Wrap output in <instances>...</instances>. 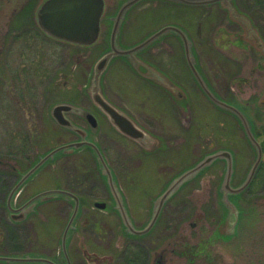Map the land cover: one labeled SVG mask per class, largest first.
Instances as JSON below:
<instances>
[{
	"label": "rangeland",
	"instance_id": "obj_1",
	"mask_svg": "<svg viewBox=\"0 0 264 264\" xmlns=\"http://www.w3.org/2000/svg\"><path fill=\"white\" fill-rule=\"evenodd\" d=\"M45 1L0 0V257H46L66 264L62 238L74 203L66 196H57L53 201L37 203L25 219L9 225L7 177H18L48 151L71 140V135L62 131L52 116L56 105L84 104L88 97L92 101L91 95L97 91L128 117V111L117 106L121 100L137 118L139 114L133 109L138 104L153 106L158 112L154 123L146 127L132 119L146 133L147 150L124 136L112 122L101 128L106 161L119 184L116 195L120 205L109 202L111 198L95 158L81 148L73 156L57 155L43 166L15 202L19 204L58 187L80 192L85 202L67 237L70 264H122V249L133 243L122 235L121 220L125 217L139 230L147 227L159 208L165 185L176 172L185 169L183 174L205 157L233 147L238 160L233 188H239L256 161V150L234 116L216 107L195 83L189 64L185 100L178 97L182 89L171 82L170 86L167 84L174 99H180L178 109L169 103H163V109L156 108L160 98L150 91L145 96L150 97L152 105L144 96L140 97L144 101L141 103L130 90L141 86L133 84L121 69L116 68L107 78L105 73L94 71L104 48V34L95 45L83 48L54 40L41 31L37 12ZM105 1L107 17L120 0ZM242 5L243 2L240 8L236 7L233 0L186 5L181 20V11L171 3L155 1L153 7L137 6L128 16L132 25L126 28L127 41H138L167 24H182L190 60L196 68L199 65L198 72L217 96L233 101L247 113L263 148L261 170L253 186L242 197L230 198L237 215L234 209L229 211L221 204V195L217 194L220 178L219 192L226 174V162L208 166L201 177L186 181L166 200L154 231L137 243L151 261L165 255L168 264H264V21L259 0ZM24 6L27 8L21 11ZM224 9L228 14L222 20L219 11ZM239 18H244V25ZM166 39L176 45V55L182 53L175 38ZM94 133L97 135L98 131ZM24 144L27 147L20 151L12 147L22 148ZM143 150L153 153V159L147 160ZM175 163L180 164L178 169V164L175 169L167 167ZM81 178L91 184L90 190L77 189ZM95 183L99 185L94 187ZM97 201L105 202L107 208L94 207ZM180 252H185L184 257H180ZM191 252L195 253L194 258Z\"/></svg>",
	"mask_w": 264,
	"mask_h": 264
},
{
	"label": "flooded vegetation",
	"instance_id": "obj_2",
	"mask_svg": "<svg viewBox=\"0 0 264 264\" xmlns=\"http://www.w3.org/2000/svg\"><path fill=\"white\" fill-rule=\"evenodd\" d=\"M127 1H129V0H120L118 6L115 9V11L112 14H110L109 16L105 17V14H106V11H107V4H106V1L104 0L105 10H104V14L102 16L101 23H100V28L101 29H100V37H99V39L104 34L105 40L103 42L104 48H103L101 54L99 55V58L101 56H103L104 54L110 52V51H115L114 47H116L117 49H121L123 51H127V50H129L131 48H134V47L140 45L145 40H147L148 37H150L151 35H153L154 33L158 32V31H160L163 28L176 27L180 31L186 33V28L182 24H178L177 25V24L173 23V24H167V25L162 26L161 28L151 32L150 34L146 35V37H143V38H141L138 41L137 40L136 41H134V40H129V41L124 40V36L126 37V32L128 31V29H126L127 26L128 25H130V26L132 25V23L131 24L128 23V20H129L128 16L137 6L142 5L141 7H145L146 5L150 4V6L153 7L155 1H163V2H166V3H171L173 6H175L176 10H178V11L180 10L181 11L180 12L181 20H184L182 18V16L185 15V13H184L185 9L184 8L186 7V4L178 2L177 0H137L128 9V11L125 13L123 20H121V21L118 20L117 21L118 14L120 13L121 9L123 8L124 4ZM222 1L221 2L219 1L220 3L218 2V4H221ZM233 1H234L235 6L239 7V8L241 7V2H243V5H247L249 3V0H233ZM28 3H26V5ZM259 6H260V9H261L262 20L264 21V0H259ZM26 8H27V6L22 7L21 11L25 10ZM241 10H243V9H241ZM219 13L221 14L220 18L223 20L226 17V15L228 14V11L224 9L223 11H219ZM150 16L152 18L154 15H150ZM105 22H106V24H105ZM231 25H233V24H231ZM235 27H237V26L235 25ZM114 30H118L117 33L115 34V39H114V35H113L114 34ZM169 32L170 33H167L166 35H164L160 39H157L154 42L150 43L149 45L143 47L142 49L137 50L135 52L136 55H135L134 61L130 60V55L128 53H124V54L120 53L119 56L114 57L111 60L110 64L108 65V67H107V69L105 71L104 78H107L108 74H111L116 68L121 69L122 72H125V74L128 77L131 78V80L133 81V84L137 83L139 86H141V88L138 89V90L134 89V87H131V89H130L132 92H134L133 94L137 97L136 100H138V99L141 100L140 99L141 96L146 97L145 96L146 92L150 91V92L156 93L159 96V98H160L155 103L156 108H158V107L162 108L164 106L163 103H169L174 108H176L177 106H180L181 105L180 99H179V101L174 99V97L172 96L170 91L167 90V89L170 90V87H168L167 84L169 85V83L171 82V84H175V85H177L179 87V89H182V92L179 90L178 94H180V96L183 97L185 95V92H186V87H185V80H186L185 74H186V69H187L186 66L189 63H188V60H187L186 49H185V45H184V41H183L182 36L178 32L173 31V30H171ZM169 37L170 38H175L177 40L179 51H182L181 54L176 55L177 47H176V45L174 44L173 41H170L169 39H166V38H169ZM80 47L90 48L91 46H80ZM188 66H189L191 74H192V76H193V78L195 80V83H197V85L199 86V84H198V82H197L196 78L194 77V74H193V72L191 70L190 65H188ZM197 68L199 70V65L198 64H197ZM201 75L205 79V76L202 73H201ZM128 88H130V87H128ZM210 88H212V87H210ZM200 89H201V87H200ZM212 91H213V89H212ZM86 95H87V93H86ZM113 96L115 98H117V100H119V97H118V95L115 92L113 93ZM220 98L222 100L228 102V103H233V101L227 100L225 98H222L221 96H220ZM86 99H89V101L84 103V104H81V103H77V104L76 103H70L73 106H75L77 108H80L81 110L76 111L73 108L71 111L66 112L64 114V116L72 123L73 126L77 127V129H69V128L60 126L62 131H66L67 133H69L71 135V140H69L68 142H66V143H64V144H62V145H60L58 147H62V146H65V145H68V144H73V143H79V142L85 143L81 147V149H85L88 153H91L93 155V157L95 158V160H96L95 162L97 164L98 171H99L101 177L105 181L104 185L107 188V191H108V193L110 195V198H111V200L109 202H112V203H114V206H117L118 205V200L115 199V197L113 195V192L111 191V187H110L109 183L107 182V178L102 172V170H103L102 169V165H101V163L99 161L98 154H97V151H96V148H97L99 150V152L104 156V158L105 159L107 158L106 148L103 145L104 131H102L101 128H102L103 124H105L107 122L108 123L112 122V120L109 117V115L102 108H100L99 106H95L96 104L94 105V103L90 100L89 97L86 98ZM144 99H148V102H150L149 101L150 97L147 96ZM142 102H144V101L141 100V103ZM150 104H151V102L149 103V105ZM117 106L119 108L123 109V110H127L128 112L127 111L126 112L128 113L129 117L131 119H133L134 121H136L140 126H144V127H146V125H148L150 123H154V121L156 120V115L158 114V112H156L157 111L156 109L153 110V106H151V108H149L148 106H143L141 104H138L137 105L138 108L136 109L134 107V109H133V111L135 113L139 114L138 115L139 118H137V117H135V115L132 116V112H131L132 110H130L126 106V104H124L122 102V100H121L120 104H118ZM149 109H152V110H149ZM176 109H178V107ZM89 115H92L95 118V120H96V126L97 127L95 128V130L98 131L97 135H96V133H94V127L92 126V123H90V120L88 119ZM153 118L155 120H153ZM135 141L139 142L142 145V146L141 145L140 146L144 150L145 149L147 150L146 147H149L148 144H144L145 138H143V140H141V141L140 140H135ZM92 144L96 148L93 147ZM58 147H56V148H58ZM56 148H54V149H56ZM54 149H52V150H54ZM81 149L80 148L79 149L71 148V149H68L66 151H64V150L60 151L57 155L62 154L61 155L62 157H69V156L75 155L76 152L81 150ZM52 150H50V151H52ZM70 150H72V153H69V154L67 153L66 155H64L65 152H68ZM144 150H143V153H144L145 157L148 158L147 160L153 159V155L154 154L153 153L146 154V152ZM228 150L231 152L233 160H234V173L232 175V180H231V186L233 187V186H235L234 181H235V177H236V166H237L238 160H237L236 151L233 149V147H228ZM50 151H48L46 154H48ZM57 155H56V157H57ZM144 155H142V156H144ZM180 158H178V159H180ZM40 159H41V157L39 158V160ZM184 161H185V159H184ZM48 162H50V161H48ZM176 162L181 163V161L180 162L176 161ZM220 162L225 163L226 161L225 160L224 161L218 160V161H216L214 163V165L217 164V163H220ZM178 163H175L173 166H171V164L167 165V167L169 169L170 168H174L175 169V165H177ZM35 164L31 165L30 169ZM226 164H227V162H226ZM179 166H180V164L177 165V169L179 168ZM15 168L17 169V167H15ZM15 168H13L14 171H16ZM41 170H42V168L38 169L32 176H30L21 185V187L18 189V191L14 194V196L12 198V207L17 209V210H19L17 212L11 211L8 208V204H7L8 203V198H9V195H10L11 191L13 190V188L18 184V182L22 179V177L28 171L23 172L18 177L15 176V178L12 177L13 175H11V174L8 175L7 178L9 180L10 189H9L8 196H7L6 207H7V211L9 212L10 221L9 222L7 221V223L9 225H11V224L12 225H14V224L16 225L17 222H18L16 220L19 219L20 216L22 217L21 214H23L32 204L35 203L37 205V203L40 204L41 202H43V198H39V199L33 201L30 205H27V203L32 198H34L35 196H37L39 194H37V195H35V196H33V197H31V198L19 203V204L15 202V199L17 197L18 198L20 197V193L24 190L25 186H27L28 182L31 179H33L34 176H36ZM111 170H112V175H113V178H114V181H115V185L118 187L119 184H118V182L116 180L113 168H111ZM187 170H188V168L186 169V171ZM183 171H178V172H176L174 174L173 178L170 179L168 181V183L165 185L166 190L171 185V183L180 176V174L182 175ZM206 171L207 170L202 171L196 177H198V178L201 177ZM176 176H178V177H176ZM221 182H222V177L220 178V182L217 185V191H218L217 194H220L218 188L220 187ZM74 184L75 183H73V185ZM76 184L78 185L77 186L78 190L87 191V190H90L92 188L91 184L88 183V182H85L83 180V178H81L80 182H78ZM253 184H254V180H253L251 186H253ZM98 185H99L98 183H95L94 187H96ZM251 186L247 189V191L250 190ZM88 187L90 189H88ZM183 187H185V186H183ZM56 190L68 191V192H70L72 194V196L64 195V194H57V193L49 194L47 196H50L51 199L48 200V201H53V199H55L57 196H61L62 195V196H66L69 199H71V201L74 203V206H75L76 200H75L74 197H76L78 199V202H79V210L83 207V204L85 202V198L80 192H78V193L76 192L75 193V191H73V189L70 188V187H66V188L65 187L64 188L58 187V188H55V189H52V190H48V191H56ZM166 190L163 189V193ZM48 191H44V192H48ZM41 193H43V192H41ZM242 196H243V194L240 195L239 197H242ZM235 199H233V200H235ZM57 200H60V198L57 199ZM96 203H99V202L98 201L95 202L94 203V207H95ZM100 203H105V202H100ZM152 203H154V200H152ZM151 205H153V204H151ZM106 208H107V204H106L105 209ZM105 209H100V210H105ZM114 211L119 214V212L117 210L114 209ZM155 213H156V210L152 214L151 221L153 220ZM161 215H162V213H161V209H160L159 215H158V217L156 219V222L154 223L152 229L149 232H147L146 234H143V235H137V234L128 232V229H127L126 225L124 224L123 220H121V226H122V229H123L122 230V235L125 236V237L130 238L132 240L131 242L133 243V244L125 246L122 249V253L119 256V258H121L122 264H149L150 262L152 264H168L167 256H165V255H161L158 258L155 257L151 261L150 255L145 253L142 250V248L139 247V245H137V243H140L142 238L150 235L154 231V228H155L156 224L159 222V219H160ZM134 228L136 230H138V231H141V230H139L140 227H138L136 225H134ZM187 253H190V252H187ZM183 254H185V252H180V257L183 256ZM191 254H192V257L194 258L195 257V253L191 252ZM184 260H185V258H184ZM190 260L193 261L192 258ZM66 264H67V262H66Z\"/></svg>",
	"mask_w": 264,
	"mask_h": 264
},
{
	"label": "water",
	"instance_id": "obj_3",
	"mask_svg": "<svg viewBox=\"0 0 264 264\" xmlns=\"http://www.w3.org/2000/svg\"><path fill=\"white\" fill-rule=\"evenodd\" d=\"M137 0H129L127 1L123 8L121 9L120 13L118 14V20H123L125 13L128 11V9L136 2ZM178 2H181L186 5H210L215 2H219L222 0H177ZM105 10V3L104 0H46L43 2V4L40 6L37 12V22L41 28V30L48 35L49 37L64 41L66 43H70L73 45L78 46H92L94 45L99 37H100V23L102 16L104 14ZM232 13V11H231ZM234 14V13H232ZM236 14V11H235ZM243 17V16H241ZM240 21H244V18H239ZM244 25L245 23L242 22ZM176 31L178 32L184 41L185 49H186V55L189 62V65L191 67V70L204 91V93L209 97V99L217 105L220 109L229 112L231 114H234L239 118L241 121L242 126L245 129L246 135L253 146V148L256 150V161L251 168L245 182L239 187V188H233L231 186V180L232 175L234 173V162L232 154L229 151L222 150L218 151L212 155H209L205 157L201 162H199L195 167L187 170L182 175H180L177 179H175L171 185L168 187V189L162 194V196L159 198V208L156 210V213L154 215L153 220L150 222V224L143 230L138 231L134 228L132 223L126 220V218H123V222L126 225L128 232L137 234V235H143L149 232L154 223L156 222V219L159 215L160 209L162 205L168 200L171 195L176 192V190L186 181L194 178L197 176L202 170L207 168L208 166L212 165L215 161L225 159L227 161V170L226 174L223 180V183L221 185L220 192L222 194V200L221 203L231 211L232 209L235 210V215H237V208L234 205L232 201H230L231 196H238L242 194L251 184L252 180L254 179L262 161H263V149L261 144L256 139V136L252 130V125L248 118L234 105L228 104L221 99L218 98V96L212 92V90L207 86L206 81L202 78L198 70L196 69L195 63H192V61L189 58V51H188V39L185 32L180 31L176 27H167L163 28L160 31L154 33L150 37L147 38L144 42H142L140 45L131 48L127 51H123L121 49L115 48V51H110L103 56H101L98 61L96 62L94 66V71L99 72L101 75H103L110 64L111 60L114 57H117L120 55V53H128L130 55V60L134 61L135 59V52L139 49H142L143 47L149 45L150 43L154 42L157 39H160L167 33H170L169 31ZM118 30H114V39L115 34ZM92 101L102 108L111 118L112 124L114 127H116L122 134L125 136L133 139V140H143V138H146V133L140 129L136 123L128 117L126 114H124L121 110L116 108L114 105L110 104L102 95L101 92L93 91L92 95ZM178 97L182 100H185V95L182 97L180 94H178ZM73 108H75L72 104L69 103H61L56 105L52 109V116L55 119V121L62 127H66L69 129H77V127L73 126L72 123L64 116L66 112L71 111ZM76 110H81L76 107ZM88 119L90 120V123H92V126L96 128V120L92 115L88 116ZM143 143V142H142ZM85 143L79 142V143H73L68 144L62 147H58L52 151H50L48 154H46L44 157H41V159L22 177V179L18 182V184L13 188L11 191L9 198H8V208L11 211L17 212L19 210L12 207V198L14 194L18 191V189L21 187V185L30 177L32 176L38 169H40L47 161L54 160L55 156L60 151H66L71 148L79 149L81 148ZM145 144V141H144ZM93 147H95L92 144ZM96 148V147H95ZM99 161L102 165V172L107 177V182L109 183L111 187V191L113 192V195L115 199L118 200V205H120V201L117 198L116 191H118V187L115 185V181L112 175V171L109 168L104 156L99 152V150L96 148ZM72 153V150L65 152L64 154ZM64 194L72 196V194L68 191L63 190H56V191H48L41 193L34 198H32L27 205H30L33 201L43 198V201L50 200V196H47L49 194ZM74 197V196H73ZM76 200L73 214L65 228L63 238H62V252L67 260V264H70V259L68 257L67 252V237L69 231L73 228V223L78 215L79 212V202L76 197H74ZM36 206V204H32L22 215L19 219L16 221L20 222L23 219H25L28 214H30L31 209H33ZM96 208L99 209H105L106 204L105 203H96ZM23 209V208H22ZM121 213V210H120ZM122 215H124L122 213ZM234 215V217H235ZM125 216V215H124ZM235 227V226H234ZM0 261L6 262V263H41V264H57L53 260L45 257H24L22 259H15V258H3L0 257Z\"/></svg>",
	"mask_w": 264,
	"mask_h": 264
},
{
	"label": "trees",
	"instance_id": "obj_4",
	"mask_svg": "<svg viewBox=\"0 0 264 264\" xmlns=\"http://www.w3.org/2000/svg\"><path fill=\"white\" fill-rule=\"evenodd\" d=\"M230 104H232V105H234L235 107H237L247 118H248V120L251 122V120L249 119V117H248V115H247V113L243 110V109H241L240 107H238L237 105H235L234 103H230ZM233 116H234V118L239 122V124H240V126H241V128H242V130H244V128H243V126H242V124H241V121L239 120V118L237 117V116H235L234 114H232ZM251 125H252V123H251ZM252 129H253V127H252ZM257 137V136H256ZM257 139H258V137H257ZM16 151H20L21 149H25L26 147H27V145L26 144H24V146L21 148V146L19 145V146H12ZM260 170H261V167H260V169H259V173H260ZM259 175V174H258ZM256 177H258V176H256ZM256 180L254 179V182H255ZM220 193V195H222L221 194V192H219ZM239 197V196H238ZM235 198H237V197H234V199Z\"/></svg>",
	"mask_w": 264,
	"mask_h": 264
}]
</instances>
